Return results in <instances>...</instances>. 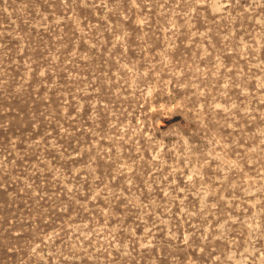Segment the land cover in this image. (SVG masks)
I'll use <instances>...</instances> for the list:
<instances>
[{"label": "rangeland", "instance_id": "obj_1", "mask_svg": "<svg viewBox=\"0 0 264 264\" xmlns=\"http://www.w3.org/2000/svg\"><path fill=\"white\" fill-rule=\"evenodd\" d=\"M0 264H264V0H0Z\"/></svg>", "mask_w": 264, "mask_h": 264}]
</instances>
